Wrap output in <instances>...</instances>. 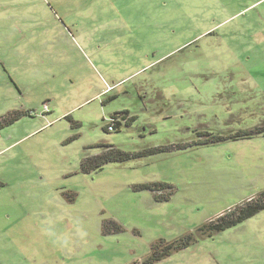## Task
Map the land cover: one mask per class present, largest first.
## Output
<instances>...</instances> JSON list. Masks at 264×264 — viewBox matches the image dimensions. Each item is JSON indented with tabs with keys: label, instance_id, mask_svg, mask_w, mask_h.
I'll return each instance as SVG.
<instances>
[{
	"label": "rangeland",
	"instance_id": "rangeland-1",
	"mask_svg": "<svg viewBox=\"0 0 264 264\" xmlns=\"http://www.w3.org/2000/svg\"><path fill=\"white\" fill-rule=\"evenodd\" d=\"M263 127L264 0H0V264H264Z\"/></svg>",
	"mask_w": 264,
	"mask_h": 264
},
{
	"label": "trees",
	"instance_id": "trees-1",
	"mask_svg": "<svg viewBox=\"0 0 264 264\" xmlns=\"http://www.w3.org/2000/svg\"><path fill=\"white\" fill-rule=\"evenodd\" d=\"M120 117L124 120L125 124H130L132 120L134 119L133 116H129L126 111L122 112H116L112 115V118ZM120 122L115 123V130L120 129ZM105 129H107V124L105 126ZM114 131V130H113ZM253 133L257 134H263L264 135V127L263 128H256ZM251 131H243V132H237L234 136V138H240L243 136H249V134H253ZM185 146V145H184ZM103 151L96 155L95 157L91 158L92 166L91 167H100L101 165L107 163V162H114V161H124L129 158H135L139 156L136 152L130 153L125 152L120 149L115 148L111 145L103 146ZM159 187L162 188L163 185L158 184H143L141 188L143 189H152V187ZM264 209V190L261 191L257 197L250 198L246 202L242 203L241 205L236 206L234 209H230L226 211L224 214L219 215L214 220H210L206 223H204L201 227H199V230L202 234L211 233V232H218L220 230H223L225 228L234 226L238 224L239 222L245 220L246 218L251 217L252 215L256 214L260 210ZM189 237V236H188ZM190 238V237H189ZM179 247V245H176ZM172 245H168L167 248H171ZM167 252L162 253L161 255H152V257L149 259H146L144 264H150L154 260H158L161 258V256L167 255Z\"/></svg>",
	"mask_w": 264,
	"mask_h": 264
},
{
	"label": "built area",
	"instance_id": "built-area-1",
	"mask_svg": "<svg viewBox=\"0 0 264 264\" xmlns=\"http://www.w3.org/2000/svg\"><path fill=\"white\" fill-rule=\"evenodd\" d=\"M117 121L120 122V124H122V123L124 122V120L121 119L120 117H115V118L110 117V120H109V122L107 123V129H108L109 131H113V130H115V123H116Z\"/></svg>",
	"mask_w": 264,
	"mask_h": 264
}]
</instances>
